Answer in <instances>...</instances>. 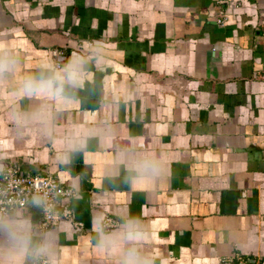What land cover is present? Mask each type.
Listing matches in <instances>:
<instances>
[{
  "label": "crops",
  "instance_id": "1",
  "mask_svg": "<svg viewBox=\"0 0 264 264\" xmlns=\"http://www.w3.org/2000/svg\"><path fill=\"white\" fill-rule=\"evenodd\" d=\"M2 43L21 63L0 82V169L76 191L72 221L51 228L58 264H112L94 246L98 212L146 220L154 264L264 261V0H0ZM71 53L89 56L85 82L53 133L18 125L14 80ZM74 125L86 143L60 161ZM134 151L163 161L151 181L118 163ZM22 210L40 224L38 206Z\"/></svg>",
  "mask_w": 264,
  "mask_h": 264
},
{
  "label": "clouds",
  "instance_id": "2",
  "mask_svg": "<svg viewBox=\"0 0 264 264\" xmlns=\"http://www.w3.org/2000/svg\"><path fill=\"white\" fill-rule=\"evenodd\" d=\"M89 56L71 53L57 63L51 57L41 59L32 70L15 79L10 95L13 103L10 116L22 127H35L45 135L54 131V116L58 109L67 108L76 99L77 91L85 82ZM20 58L13 45L0 44V82L17 75ZM31 100L25 107L20 100ZM87 137L79 126L70 127L64 135L63 147L58 154L60 161L69 160L80 152ZM130 173L133 184L148 182L161 171L163 161L150 152H123L117 156ZM0 175H4L0 169ZM0 264H58V234L56 230H42L41 226L24 210L6 203L0 188ZM45 194L34 193L29 198L31 206L47 207ZM94 246L106 255L112 264H154V257L145 237H150L147 221L134 214L121 215L110 221L103 212L92 220Z\"/></svg>",
  "mask_w": 264,
  "mask_h": 264
},
{
  "label": "built area",
  "instance_id": "3",
  "mask_svg": "<svg viewBox=\"0 0 264 264\" xmlns=\"http://www.w3.org/2000/svg\"><path fill=\"white\" fill-rule=\"evenodd\" d=\"M2 170L4 175H0V188L4 190L7 204L25 209L31 206L29 198L32 194H45L47 207H39V225L42 230L56 227L62 221H72L71 202L76 197L74 189L63 186L50 174L32 176L21 171L16 165H7ZM3 206L4 201H0V207ZM108 219L113 221L111 218ZM220 264H264V261H251L243 256L230 255L222 257Z\"/></svg>",
  "mask_w": 264,
  "mask_h": 264
}]
</instances>
